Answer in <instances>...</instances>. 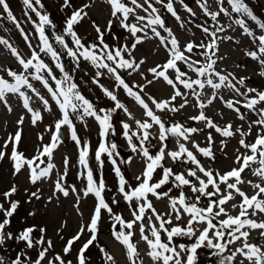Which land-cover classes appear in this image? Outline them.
Here are the masks:
<instances>
[{
  "label": "snow or ice",
  "instance_id": "obj_1",
  "mask_svg": "<svg viewBox=\"0 0 264 264\" xmlns=\"http://www.w3.org/2000/svg\"><path fill=\"white\" fill-rule=\"evenodd\" d=\"M96 3L97 0H87L74 7L73 0H62V10L71 11L64 18L62 30L57 31L53 19L42 11L41 0H23L25 8L38 18L32 20L25 12L34 27L37 41L34 45L32 34L21 27L7 0H0V19L6 14L29 50L22 54L7 39L0 38V46L17 64L15 69L0 66V105L9 114L13 113L10 97H15L23 110L15 121L16 131L9 133L0 145V161L7 157L14 177L27 169L28 182L33 186L51 181L52 194L46 198L48 204L53 200L58 202L60 196H74L73 208L83 216L81 201L89 196L94 198L88 220L79 224L75 234L65 239L62 229L66 227V221L57 229L56 234L64 243L56 252L44 226L34 223L18 231L10 230L11 218L20 206L19 200L11 199L18 191L12 184L2 193L8 206L0 203V250L8 251L12 244L18 250L14 257L0 254V264H91L87 253L92 247L97 248L101 264H116L115 256L99 239L105 218L110 222L111 240L121 247L127 264H144L139 251L141 243L151 264H199L201 249L207 251L210 264L213 259L215 264H264V219H256L264 217V90L248 86L249 77H237L217 67L226 58L219 55L220 42L239 43L233 36L222 34L238 27L253 45L252 49H245L244 55L258 63V74L264 77V20L253 13L246 0H194L205 17L199 24H195L194 19L184 20L174 7L175 0H101L108 6L110 18L105 29L92 21L98 43H87L78 34L76 26L89 18V10ZM179 3L191 18L197 16L185 0H179ZM157 5L166 10L181 29L190 31L188 25L194 24L204 38L199 42L189 39L182 44L166 25ZM221 16L227 17L229 22L221 23ZM114 22L128 32L132 38L130 45L111 47L105 42V35L112 31ZM48 29L52 30L51 35ZM151 40L158 42L153 55L163 48L166 59L144 68L146 58L137 59L134 52L139 45ZM65 58L71 61V70L66 67ZM82 61L95 69L90 82L111 102L109 107L97 108L75 81L73 73L80 69ZM134 74L142 83L127 80L126 77ZM105 78L111 81V87L101 82ZM161 82L170 89L167 97L157 98L147 91ZM121 91L139 107V118L119 98ZM225 92L230 94L229 98H225ZM216 101L235 113L242 123L235 126L232 121L217 123L207 114ZM51 102L58 109V118L45 129L50 141L39 144L29 158L19 151L22 126L26 118L33 127L38 126L44 119L43 112L53 113ZM36 103L38 107L34 106ZM189 107L196 111L187 117L193 126L173 118ZM249 113L255 119L249 120ZM117 114L124 116L119 124L128 147L127 156L109 139L110 134H115L113 118ZM215 115L224 119L222 110H216ZM89 118L99 126L100 142L94 154L98 179L89 165L90 144L78 136L74 123L77 120L87 127ZM65 127L78 151L80 171L77 178L85 182L79 189L65 182L69 158H63V168L59 171L54 162V152L63 143ZM254 128L255 138L249 142L247 138L252 136ZM213 133L221 137L219 151L226 159L229 140L239 137V147L235 148L232 161L234 166L229 170L221 172L212 167L217 159V141ZM198 135H204L203 143L194 139ZM38 139L43 141V135ZM153 141L157 143L153 144ZM169 141H174V148H169ZM152 148L156 149L154 153ZM104 157L117 178L116 192L127 205L128 217L114 211L113 205L120 203L115 194L111 203L105 198L104 193L110 189L103 175ZM136 157L142 161L143 169L134 177L136 183L132 185L120 165L130 166ZM168 160L176 166L175 170L166 166ZM246 170L260 182L244 179L242 174ZM244 185L250 186L253 194H247L242 189ZM174 190L176 195L172 194ZM25 193L27 203L42 199L40 188L30 193L25 189ZM237 196L240 200L235 203ZM153 198L166 201V210L159 211ZM237 209V214H231ZM28 215L35 217L36 212L30 211ZM252 232L258 233L262 243L250 240ZM185 240L188 243H177ZM77 242L80 247L74 249ZM31 250H35V258ZM74 251V257L66 259Z\"/></svg>",
  "mask_w": 264,
  "mask_h": 264
},
{
  "label": "rangeland",
  "instance_id": "obj_2",
  "mask_svg": "<svg viewBox=\"0 0 264 264\" xmlns=\"http://www.w3.org/2000/svg\"><path fill=\"white\" fill-rule=\"evenodd\" d=\"M43 4L42 11L47 13L51 19H53L56 30L60 31L63 27V22L65 16L71 11L70 9L62 10L61 4L62 0H41ZM87 2V0H73V5L79 6L82 3ZM249 3L250 7L253 10V13L259 18L264 20V0H246ZM10 10L13 15L17 18L21 23V27L25 30V32L32 34V42L36 44V38L34 33V27L31 22H29L28 17L25 15V12H28V15L31 16L32 20H38L35 13L30 12L25 8L23 4V0H7ZM185 3L191 6L194 11L197 12V16L195 18H191L184 10V8L180 5L179 0H175L174 7L177 9L178 13L184 20L194 19L195 24L202 23L205 19L203 15L200 13L197 5L194 3V0H185ZM160 8L159 5H157ZM0 13H2V9H0ZM141 15L144 13L141 12ZM160 14L164 18L166 25L170 27L175 34L179 37L181 43H185L189 39H195L199 42L203 39V34L195 28L194 24L188 25L191 29L190 31H184L179 27L178 22L163 8H160ZM110 18L109 9L106 4L101 3V0H97V3L89 10V18H86L81 24L76 26V30L78 34L84 39L87 43H98L96 37L97 33L92 26V21H95L101 29H105L107 25V21ZM221 23H228L227 17H220ZM250 26L253 27L254 31H259L255 28L253 22L249 21ZM49 35H51V29L47 30ZM166 35V33H163ZM222 35H230L234 37L235 41H239L236 43L234 41L222 40L219 45V55L225 56L226 58L220 61L217 65L218 69H223L227 72L234 73L237 77L246 76L249 77L247 80V84L250 87H255L260 90H264V77L260 76L258 73L260 71V67L258 63L249 57L244 55L245 49H252L253 45L250 39L241 34V30L237 27L235 31L229 30L227 33ZM0 38L7 39L13 46L17 47L21 53H28V48L23 40V37L19 30H17L14 24L9 21L6 17V14L3 15V18L0 19ZM70 41V38H66ZM105 42L108 43L111 47H119L124 44H131L132 38L129 36L128 32L122 29L119 23L114 22L112 31L105 35ZM156 40H151L145 42L138 46L137 50L134 52V56L137 59L146 58V64L143 66L144 68L154 66L156 63H162L166 59V53L161 48L156 55H153V49L157 45ZM59 48V46H56ZM47 60L48 58L45 57ZM64 63L66 67L71 70L72 63L68 58H65ZM237 65H242V67H237ZM0 66L4 67H12L13 69L17 68V64L13 58L10 57L9 52L3 47L0 46ZM95 69L88 64L87 62H81L80 69L73 73L75 81L79 84L81 91L83 94L93 101V103L97 106V108H107L110 106L111 102L108 101L100 92V90L92 85L90 82V78L94 75ZM2 74V73H0ZM126 76V74H124ZM129 82L136 81L138 83H142L141 78L138 75H133L131 77H126ZM150 78V77H149ZM105 86L111 87V81L107 78L102 79L101 81ZM37 87L39 85L37 84ZM152 95L157 98L167 97L169 95L170 89L162 84H157L156 86L149 87L147 89ZM46 94V93H45ZM230 94L225 92V98H229ZM119 98L127 104V106L132 110L135 115L139 118L141 115V110L138 106L134 105V102L128 99L124 93L121 91L119 93ZM10 102L13 105L14 111L9 114L6 109L2 105H0V145L3 144L4 139L7 138L9 133H14L16 131L15 121L17 117L23 114V110L19 106L15 97H10ZM179 102V101H177ZM53 106V113L43 112L44 119L42 122L38 124V126L33 127L28 119H25V123L23 127L22 133V142L19 146V151L23 152L25 156L31 158L36 151V148L41 143H48L50 141V135L45 130L47 126L53 124L54 120L58 118V109L54 102H51ZM34 106L38 107V103L34 104ZM216 110H222L224 112V119L221 120L219 117L215 115ZM244 111V109H241ZM196 114L195 109L189 107L185 109L180 114H175L174 119L179 120L181 122H186L189 126H193V122L188 121L187 117L189 115ZM207 114L220 124L225 123V121H232L235 125H239L242 122L237 120L235 117V113L231 112L228 109L223 108V106L216 101L213 106H211L207 110ZM249 120L255 119V116L251 113L248 114ZM124 119L123 114H117L113 118V122L115 125V134L109 136V139L116 142L118 145V151L122 153L124 156L129 154L128 147L125 139L123 138L120 128L119 121ZM76 125L77 134L82 140H87L90 144V155H89V165L92 168L94 175L96 178H99V173L97 172V165L94 159L95 151L100 142L99 137V126L97 122L91 118L87 121V127L81 124L79 121L74 120ZM201 126V125H195ZM244 129L247 130V123L244 124ZM256 129H253L252 136H249L247 140L249 142L253 141L255 138ZM43 135V141L38 139L39 135ZM216 138L217 146H216V162L212 164L213 168L219 169L221 172L229 170L233 167V159H234V150L239 147L237 141L239 137L232 138L229 140L225 151L228 154V158L226 159L224 154L219 151V137L217 134L213 133ZM194 139L203 143L204 135L194 136ZM156 141H153V144H156ZM174 141H169V148H174ZM191 147V145H189ZM153 153L156 151L155 148H152ZM243 152L244 150L241 149ZM10 152V148H9ZM67 156L70 160V167L68 169V175L66 176V184L75 185L78 189L82 188L84 185V181L77 178V173L80 171V167L77 164L78 151L75 143L70 139L67 128L63 129V143L55 150L54 152V162L57 165V171L62 170L63 168V158ZM105 159V166L103 169L104 179L106 181L109 191L104 193L106 200L111 203V198L115 194L117 199H120L119 194L116 192L117 188V178L112 171L111 164L108 163L107 157ZM119 162V160H118ZM207 164V161H204ZM122 170L126 173V178L132 185H135L136 181L134 177L139 174L143 169V163L136 157L130 166L120 165ZM166 166L173 167L174 170L176 166L172 164L171 160L166 161ZM27 169H23L20 174L15 177L12 175V164L7 159V157L0 161V203H5L2 193L7 191L12 184H15L18 188L17 193L11 197L13 200H19L20 206L17 209V212L11 218L12 223L10 226V230L18 231L24 227L30 226L32 224H37L38 226H44L47 228V237L51 238L55 244V251L59 252L63 246L64 241L60 240L57 236V229L61 228V224L66 221V227L62 229V234L65 239L70 238L77 231L79 224L81 222H86L88 217L92 211V207L94 204V198L89 196L81 201L80 211L83 213V216L77 214L76 210L73 208V202L75 197L70 196L68 198H64L60 196L59 201L53 200L52 203H46V198L52 194V186L51 181L40 182L37 185L33 186L28 182L27 178ZM242 177L246 180H252L253 182H260L258 177H254L251 175L249 171H245L242 174ZM55 178V177H53ZM158 178V177H157ZM37 188L42 190V199L37 201L35 199L32 200L31 203H27L28 196L25 193V189H28V192L35 191ZM242 189L249 195L253 194V190L250 186L244 185ZM173 195H176L177 192L174 190ZM240 198L237 196L236 200L233 201L238 203ZM153 203L155 207L163 212L166 210V201H156L153 198ZM7 203H5V207H7ZM114 211L121 212L125 217L129 216L126 203L120 199V203L118 205H113ZM30 211H35L36 216L30 217L28 213ZM237 210H232L231 214H237ZM2 216V214H0ZM256 219H264V217H256ZM109 226L110 222L107 218H105L101 232H100V243L105 245L116 258V264H127V260L123 255L121 247L111 240L109 234ZM138 239V236H137ZM250 240L255 243H262V241L258 238L257 232H252L250 236ZM188 243V241H177ZM11 244V242H9ZM80 247V242L74 246V249H78ZM18 250L15 244L11 245V249L8 251L0 250V254H4L6 256H15L16 251ZM139 251L144 259V264H151L150 259L144 255L145 246L141 243L139 245ZM31 254L35 258V250H31ZM75 255V251L68 256L66 259H72ZM91 257V264H101L100 254L97 248L92 247L91 250L87 253ZM199 264H210L207 251L205 249L199 250ZM211 264H215V259L211 261Z\"/></svg>",
  "mask_w": 264,
  "mask_h": 264
}]
</instances>
